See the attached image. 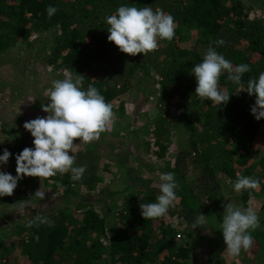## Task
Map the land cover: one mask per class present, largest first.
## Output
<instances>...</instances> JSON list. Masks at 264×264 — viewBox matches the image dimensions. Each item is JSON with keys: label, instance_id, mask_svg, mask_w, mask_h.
Instances as JSON below:
<instances>
[{"label": "trees", "instance_id": "1", "mask_svg": "<svg viewBox=\"0 0 264 264\" xmlns=\"http://www.w3.org/2000/svg\"><path fill=\"white\" fill-rule=\"evenodd\" d=\"M49 5L58 9L51 18L46 12ZM120 5L150 6L154 11L159 8L171 14L176 23L174 39L147 55L121 52L108 40L110 26L106 22ZM245 9L237 0H0V45L27 40L30 46L28 38L34 30H50L52 45L45 55L46 62L60 63L75 76L83 75L84 90L92 84L110 103L137 82L139 72L153 80L155 74L160 86L158 102L164 106L177 99L179 111L174 125L186 132L185 144L176 151L169 168L179 185L175 211L178 222H185L183 241L176 238L172 223L164 224L161 219V235L151 240L154 221L143 218L140 205L155 198L154 189H144L141 198L130 191L132 185L127 182L111 192L79 190L78 185L83 184L92 188L98 178L91 161L84 165L86 171L79 181H72L70 172L57 174L54 186L58 190L52 195L50 208L44 212L34 210L25 221H18L19 231H26L21 243L22 264H190V238L195 233L192 224L196 218L202 213L211 224L217 226L218 222L217 229L221 230L222 213L207 208L200 193H211L219 186L218 172L235 179L243 175L235 164L241 166L250 159L253 165H260L264 175V150L258 143L264 118L257 120L251 113L256 96L246 91L248 80L258 79L264 72V21L250 16ZM185 29L196 37L194 48L180 44ZM221 39L225 43L217 46L215 42ZM209 46L234 66L245 63L250 67L241 85L229 81L226 71L221 73L220 86L230 99L219 106L195 94L197 82L192 69L202 62ZM146 87L143 83L140 86L145 91ZM16 129L11 126L5 131L12 135ZM25 147L34 149L21 134H15L11 144H0V155L5 149L12 153L6 165L0 164V171L15 176V157ZM164 148L159 144L154 153L164 157ZM193 169L196 176L188 180L186 173ZM36 179L28 180L27 185L37 186ZM20 180L13 195L0 197V209L38 200L28 194ZM118 192H124L122 206L112 214V196ZM247 197L248 192L244 193ZM97 203L102 207L100 214L95 209ZM260 206L264 210V198ZM80 207L84 209L83 217L77 220L74 212ZM37 215L46 216L51 225L33 223ZM113 215H117L116 222H110ZM115 223H120L121 229H115ZM259 225L251 234L264 249V222ZM91 232L95 238L88 243ZM158 244L166 246L162 258H158ZM211 263L206 259L201 264Z\"/></svg>", "mask_w": 264, "mask_h": 264}, {"label": "rangeland", "instance_id": "2", "mask_svg": "<svg viewBox=\"0 0 264 264\" xmlns=\"http://www.w3.org/2000/svg\"><path fill=\"white\" fill-rule=\"evenodd\" d=\"M245 6V12L264 21V0H237ZM182 46L194 48L195 35L185 29ZM28 41L19 40L14 45H0V144H11L15 134L25 135L26 139L34 147L31 133L23 125L37 117H46L48 113L42 110V105H47L49 101V90L54 80L64 79L66 75L75 76L74 71H70L63 65L49 64L45 60L51 42L50 30H34ZM167 40H160L159 45L165 44ZM196 48L198 46L196 45ZM201 52V51H200ZM145 78L140 72L136 75V83L129 87L111 102L116 119L109 130L103 132L100 138L89 144H81L73 154L76 157L75 166H84L94 161L96 174H99L92 188L85 184L78 185V189H87L95 194L101 192H111L121 188L124 183L131 186V190L137 198H141L145 193L144 189H154L155 198L148 202L154 203L160 195L159 175L168 173L173 165L176 151L183 146L186 140V132L183 127H175V116L179 111L176 105L177 99L161 105L157 98L160 94V86L157 76L153 74ZM159 79V78H158ZM147 84L146 91L140 86ZM184 108L187 109L185 106ZM15 126L16 131L9 135L5 129ZM157 133V135L155 134ZM258 143L264 150V126L259 131ZM158 140V141H157ZM74 143L79 144L76 140ZM162 144L164 157H159L154 150ZM126 161L124 168L123 161ZM110 160V161H109ZM250 159L246 164L235 167L243 172V176H250L260 180L259 190L245 189L236 192L233 185L235 178L218 172L219 186L211 193L201 192L200 196L207 208H215L221 212L222 216L228 203H233L243 208L253 207L257 212L260 222H264V210L261 202L264 198V175L259 164H252ZM105 163L107 168H102ZM196 170L188 171L186 177L193 180ZM103 174V175H102ZM101 175V176H100ZM34 177L24 176L20 182L28 194L34 197L38 189L45 191L43 200L20 201L16 205L6 206L0 209V257L5 264H22L23 253L21 252L22 239L26 236V231H19L18 221H25L28 214L34 210L44 212L50 208L52 195L56 193L58 187L54 186L55 176L45 179L37 178L39 183L33 187L27 185V181ZM134 186V187H133ZM156 187V188H155ZM248 192V197L244 198V193ZM124 192L114 193L113 210L116 213L122 206V196ZM37 201V202H35ZM40 204V205H39ZM176 206V205H175ZM171 207L168 215L163 218L153 219L151 240L159 238L162 226L171 222L175 230V236L179 241H183L186 233L185 222L177 220L176 208ZM74 214L77 220L83 217L84 209L79 208ZM97 212H102V207L97 203ZM117 215H113L110 222L117 221ZM206 223L194 229V236L190 238L193 249L190 252V264H201L206 259H211V264H264V249L259 246L257 239L253 237V245L248 250H241L238 257H232L226 250V244L221 230L211 224L209 219ZM214 223V222H213ZM115 229H121L120 223H115ZM220 232V233H219ZM95 235L91 232L87 237V242H92ZM158 258H162L166 252V246L157 245ZM0 262V264H2Z\"/></svg>", "mask_w": 264, "mask_h": 264}, {"label": "clouds", "instance_id": "3", "mask_svg": "<svg viewBox=\"0 0 264 264\" xmlns=\"http://www.w3.org/2000/svg\"><path fill=\"white\" fill-rule=\"evenodd\" d=\"M57 11L52 5L46 9L49 18ZM106 22L110 26L107 30L108 40L130 56L141 53L147 55L158 49L160 40L170 42L175 37L174 17L159 8L154 11L150 6L138 8L120 5L114 14L106 17ZM215 43L219 46L225 42L221 39ZM192 71L197 82L195 94L202 101L210 100L219 106L226 104L230 99V94L220 86L221 73L226 71L229 81L241 85L242 76L250 71V67L245 63L234 66L223 54L209 46L202 62L196 64ZM83 84L84 76L81 74L75 77L68 74L64 79L52 82L49 90L50 102L42 105V110L48 115L37 117L23 125L34 138V149L25 147L16 155L15 176L0 171V197L13 195L18 181L24 176L48 179L70 172L72 181L82 179L86 166H75L76 157L69 153H74L81 144L98 140L116 119L113 104L106 102L105 97L92 84L88 85L87 90H84ZM246 91L249 95L256 96L251 113L257 120L264 118V72L259 74L258 79L248 80ZM76 140L80 143H74ZM11 155L12 153L5 149L3 155H0V164L6 165ZM159 180L161 194L156 202L140 205L145 220L166 217L169 209L174 207L179 199L176 194L179 185L174 173H162ZM259 188L258 178L239 174L233 185L236 192L245 189L255 191ZM34 196L43 200L45 191L38 189ZM206 222L205 215L201 213L192 228L201 227ZM33 223L51 225L52 221L46 216L37 215ZM259 226V217L253 207L243 208L228 203L221 223L228 254L238 257L241 250H248L253 245L251 233Z\"/></svg>", "mask_w": 264, "mask_h": 264}, {"label": "crops", "instance_id": "4", "mask_svg": "<svg viewBox=\"0 0 264 264\" xmlns=\"http://www.w3.org/2000/svg\"><path fill=\"white\" fill-rule=\"evenodd\" d=\"M110 161V160H109ZM126 161H127V159L125 160V161H123V164H124V168H125V166H126ZM95 163V162H94ZM102 168H107V166L105 165V163H103L102 164V166H101ZM95 169H97L98 167L97 166H95L94 167ZM96 172V171H95ZM103 175V174H102ZM101 176V175H100ZM97 177H99V174H97ZM96 182V181H95ZM93 194H94V192H92ZM99 193H105V192H101V191H99V192H97L96 194H99ZM48 196H50V195H46L45 197H48Z\"/></svg>", "mask_w": 264, "mask_h": 264}]
</instances>
